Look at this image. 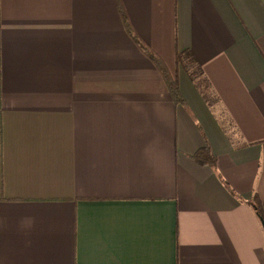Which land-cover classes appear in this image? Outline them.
<instances>
[{
  "label": "crops",
  "instance_id": "obj_1",
  "mask_svg": "<svg viewBox=\"0 0 264 264\" xmlns=\"http://www.w3.org/2000/svg\"><path fill=\"white\" fill-rule=\"evenodd\" d=\"M253 193L264 0H0V264H264Z\"/></svg>",
  "mask_w": 264,
  "mask_h": 264
},
{
  "label": "trees",
  "instance_id": "obj_2",
  "mask_svg": "<svg viewBox=\"0 0 264 264\" xmlns=\"http://www.w3.org/2000/svg\"><path fill=\"white\" fill-rule=\"evenodd\" d=\"M118 15H119L121 24L124 28V31L126 32L128 37L134 43L136 48L146 58H148V60L153 64V66L156 68V70L158 71L162 79L164 80V83L166 84L168 93L172 101L174 103L181 102L176 80L170 77L164 63L162 62V59L155 52H153L149 48V46L140 37H138V35L136 34L134 29L130 25L125 12L119 7H118ZM190 59L188 58L187 51L175 52V61L180 65V67L184 69L189 79L191 80L192 84L198 90L202 99L208 105H211L214 102H216V98L214 94L211 92L208 83L203 78L201 71L199 70V68H197L191 63L192 59L191 60ZM191 157L197 164L206 165V166H209L210 168H214L215 157L210 152V149L208 148L206 144L198 148L192 154ZM244 203L249 205L252 208L254 215L259 221L264 222V215L262 212L261 203L256 193H253L251 198L247 201H244Z\"/></svg>",
  "mask_w": 264,
  "mask_h": 264
},
{
  "label": "water",
  "instance_id": "obj_3",
  "mask_svg": "<svg viewBox=\"0 0 264 264\" xmlns=\"http://www.w3.org/2000/svg\"><path fill=\"white\" fill-rule=\"evenodd\" d=\"M260 225H261V228H262L263 233H264V222L263 221H260Z\"/></svg>",
  "mask_w": 264,
  "mask_h": 264
}]
</instances>
